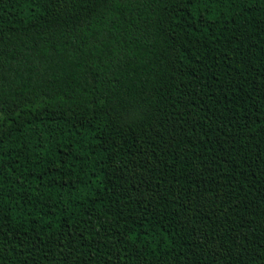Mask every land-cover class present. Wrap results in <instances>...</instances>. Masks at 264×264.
<instances>
[{"label": "trees", "instance_id": "1", "mask_svg": "<svg viewBox=\"0 0 264 264\" xmlns=\"http://www.w3.org/2000/svg\"><path fill=\"white\" fill-rule=\"evenodd\" d=\"M0 264H264V0H0Z\"/></svg>", "mask_w": 264, "mask_h": 264}]
</instances>
